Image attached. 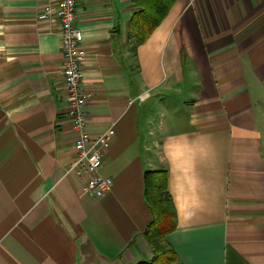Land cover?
Returning a JSON list of instances; mask_svg holds the SVG:
<instances>
[{"label": "crops", "instance_id": "crops-1", "mask_svg": "<svg viewBox=\"0 0 264 264\" xmlns=\"http://www.w3.org/2000/svg\"><path fill=\"white\" fill-rule=\"evenodd\" d=\"M55 2L0 0V264L149 261L143 174L158 171L173 264H264V0H177L140 45L130 0H76L87 132L113 128L96 200L68 173Z\"/></svg>", "mask_w": 264, "mask_h": 264}, {"label": "built area", "instance_id": "built-area-1", "mask_svg": "<svg viewBox=\"0 0 264 264\" xmlns=\"http://www.w3.org/2000/svg\"><path fill=\"white\" fill-rule=\"evenodd\" d=\"M43 17L55 18L59 24L66 115L75 135L73 142L75 158L68 168V173L84 180L82 191L86 196L95 200L101 199L110 191L112 180L100 173L102 166L100 150L108 147L113 128H108L97 137H91L87 132L85 112L87 96L81 72V60L85 53L82 49V32L74 26L76 0H56L43 10ZM142 98L143 96H139L137 99Z\"/></svg>", "mask_w": 264, "mask_h": 264}, {"label": "trees", "instance_id": "trees-1", "mask_svg": "<svg viewBox=\"0 0 264 264\" xmlns=\"http://www.w3.org/2000/svg\"><path fill=\"white\" fill-rule=\"evenodd\" d=\"M176 1L130 0L137 9L129 19V31L136 44L146 42ZM143 196L150 212V221L143 236L152 250V258L138 264H173L177 260V255L167 243L166 236L175 230L177 218L172 198L167 190V173L145 172Z\"/></svg>", "mask_w": 264, "mask_h": 264}]
</instances>
